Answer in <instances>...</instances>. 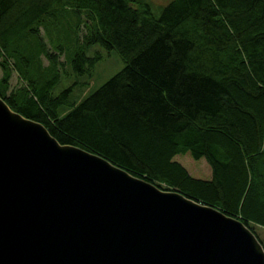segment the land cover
Wrapping results in <instances>:
<instances>
[{"label": "trees", "instance_id": "obj_1", "mask_svg": "<svg viewBox=\"0 0 264 264\" xmlns=\"http://www.w3.org/2000/svg\"><path fill=\"white\" fill-rule=\"evenodd\" d=\"M96 47L123 67L69 101ZM0 97L59 144L238 219L264 249V0H169L158 16L145 0H0Z\"/></svg>", "mask_w": 264, "mask_h": 264}, {"label": "water", "instance_id": "obj_2", "mask_svg": "<svg viewBox=\"0 0 264 264\" xmlns=\"http://www.w3.org/2000/svg\"><path fill=\"white\" fill-rule=\"evenodd\" d=\"M0 264H264L238 219L59 144L0 97Z\"/></svg>", "mask_w": 264, "mask_h": 264}, {"label": "rangeland", "instance_id": "obj_3", "mask_svg": "<svg viewBox=\"0 0 264 264\" xmlns=\"http://www.w3.org/2000/svg\"><path fill=\"white\" fill-rule=\"evenodd\" d=\"M169 0H145V3H147L150 7V10L154 16H158L161 8L168 2ZM97 51L100 53L101 60L94 65V67L90 70L89 75L83 76V78L79 79V82L81 85H77L74 87L72 92L69 96V101H76L79 102L81 99L88 96L91 92H93L95 89H97L101 84H103L106 80L111 78L115 73H117L121 68L123 67V63L117 56V54L113 51L105 52L102 49L96 47ZM91 51V50H90ZM90 53V52H89ZM60 60H63V57L60 56ZM44 65H46V61H43ZM68 67H64V69H67ZM69 70V68H68ZM70 71V70H69ZM68 74H70L68 72ZM74 78L70 75L68 76H62V81L59 83L56 88L54 89V94L61 91L63 88L68 86L73 82ZM20 85L18 83L17 78L15 74H12L10 79V87L11 88H17ZM190 159V158H189ZM195 163H198L200 165H207L205 164L204 160L199 161H193ZM207 171L209 173V169L207 167ZM191 176L198 177L194 175V173L189 171ZM203 178V177H202ZM255 230L259 237L264 242V228L261 227H255Z\"/></svg>", "mask_w": 264, "mask_h": 264}]
</instances>
